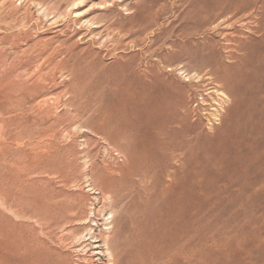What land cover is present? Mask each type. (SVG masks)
Segmentation results:
<instances>
[{"label": "rangeland", "instance_id": "obj_1", "mask_svg": "<svg viewBox=\"0 0 264 264\" xmlns=\"http://www.w3.org/2000/svg\"><path fill=\"white\" fill-rule=\"evenodd\" d=\"M230 2L0 0L3 264H261L264 0ZM233 91L240 148L208 128Z\"/></svg>", "mask_w": 264, "mask_h": 264}, {"label": "bare ground", "instance_id": "obj_2", "mask_svg": "<svg viewBox=\"0 0 264 264\" xmlns=\"http://www.w3.org/2000/svg\"><path fill=\"white\" fill-rule=\"evenodd\" d=\"M227 1H228V0H227ZM229 1H230V0H229ZM223 2H225V1H223ZM231 2H232V0H231ZM231 2H230V4H231ZM220 3H221V0H220ZM221 4H222V3H221ZM221 4H220V5H221ZM232 4H233V3H232ZM232 4H231V6H232ZM235 4H236V3H235ZM220 5L217 4L216 7H217V6L219 7ZM223 5H224V4H223ZM233 5H234V4H233ZM221 6H222V5H221ZM234 6H235V5H234ZM216 7L214 8L215 10H216ZM229 7H230V6H229ZM232 7H233V6H232ZM219 9H220V8H219ZM221 10H222V9H221ZM221 10H220V14H219L218 19H219V18L222 19V17H223V18H224V17H225V18H226V17H227V18L229 17V18L233 19V18L236 16V15H235V12H236V9H235V8L230 9V8L226 7V8H223L222 11H221ZM263 11H264V10H263ZM217 12H218V11H217ZM210 14H211V13H210ZM213 14H215V12H214ZM217 14H218V13H216V15H217ZM216 15H214V16L216 17ZM211 17H212V18H211ZM211 17H210V19H211L210 21L212 22V21H213V18L215 19V17H213V16H211ZM235 18H236V17H235ZM231 19H230V20H231ZM226 20H227V19H226ZM238 20H239V19H238ZM210 21H209V22H210ZM219 21H220V20H219ZM223 21H224V20H223ZM220 22H221V21H220ZM212 23H213V22H212ZM231 23H232V22H231ZM231 23H228V24H231ZM225 25H226V24H225ZM233 25H234V24H233ZM258 27H259V26H258ZM253 31H254V30H253ZM232 35H234V34H232ZM235 35H237V34H235ZM224 38H225V37H224ZM237 38H238V37L235 38V39H236V42H238V41H237ZM227 39H228V38L226 37L225 40L227 41ZM238 39H239V38H238ZM228 40L231 41L230 39H228ZM231 42H232V41H231ZM229 43H230V42H229ZM229 43H228V44H229ZM232 43H233V42H232ZM232 43H231V44H232ZM239 43H241V41H239ZM239 43H238V44H239ZM228 44H227L226 47L229 46ZM231 44H230V46H231ZM235 45L238 46L237 43H235ZM230 46H229V47H230ZM232 46H234V44H232ZM236 46H234V47H236ZM239 46H240V45H239ZM229 47H228V48H229ZM240 47H241V46H240ZM232 48H233V47H232ZM234 49H235V48H234ZM236 49H237V47H236ZM239 49H240V48H239ZM228 50H229V49H228ZM230 50H232V49H230ZM238 51H239V50H238ZM238 51H237V52H238ZM229 52L232 53V51H229ZM235 55H236V54H235ZM235 55H231V56H235ZM231 56H230V55H229V56L227 55L228 58L233 59V57H231ZM238 58H239V57H238ZM238 58H237V59H238ZM234 59H235V57H234ZM233 63H234V62H233ZM224 72H225V71H224ZM222 74H223V73H222ZM227 74H228V73H227ZM227 74H226V75H227ZM229 74H230V73H229ZM229 74H228V75H229ZM228 75H227V76H228ZM225 77H226V76H224V78H225ZM217 78H218V77H217ZM220 79H221V78H220ZM221 80H222V79H221ZM229 80H230V79H229ZM230 81H232V79H231ZM235 83H236V82H235ZM238 84H239V83H238ZM227 85H228V84H227ZM231 85H232V82H231ZM232 86H234V84H233ZM247 86H249V84H248ZM227 87H229V86H227ZM235 87H236V86H235ZM237 87H238V86H237ZM165 89H166V88H165ZM223 89H224V88H223ZM226 89H227V88H226ZM234 89H235V88L233 87V90H234ZM255 89H256V87H255ZM229 90H230V88H229ZM229 90H228V91H229ZM235 90H236V89H235ZM228 91H227V92H228ZM237 91H238V90H237ZM163 92H164V91H162L161 94H162ZM229 92H230V91H229ZM155 93H157V92H155ZM225 93H226V92H225ZM232 93H234V95H232V99L234 100V103L232 104L231 109H230V108H229V109H230L231 112H232V113H231L232 116L234 115V116H233L234 119L231 120V122L229 123L230 127H229V125H228V127H227V125H226V126H223V123L221 124L220 127H218V126L215 127L214 122L218 119V118H216V117L219 116V113H218V114H214V113H213L212 116H213L214 119H213L212 122L210 123V126L207 125V124H205V125H207V127L209 126V127H208V128H209V131L212 130L213 128H217V130H218V135H217V136H218V139H217L216 141H217L218 143L228 144L229 142H231V143H232V142H235V143L237 144V147H239L238 145H242V144L244 143V141H243V140H245L244 138H245V137H248V136L250 135V133H251V129H250V128H251V127H250V128H247L248 126H247V127L244 126V124L246 123V122L244 123V121H245L244 119H245L246 117L244 118V117L240 116V114H239V115L237 114V113L239 112V110L242 108V105H243V103H242L240 100H238V97H239V95H240L241 93H240V94H237V92L235 93V91H233ZM222 94H224V93H222ZM255 94H256V93H255ZM157 95H158V94H157ZM157 95H156L155 98L159 97V96H157ZM166 95H169V94L165 93V97H164V98H166ZM170 95L172 96V94H170ZM226 95H227V94H226ZM229 95H230V94H229ZM243 95H244V94H243ZM256 95H257V94H256ZM161 96L163 97L164 95H161ZM174 96H175V95H174ZM174 96H172V97L174 98ZM224 96H225V95H224ZM245 96H246V95H245ZM168 97H170V96H168ZM168 97H167V98H168ZM177 97H178V96H177ZM246 97H247V96H246ZM149 98H150V97H149ZM175 98H176V97H175ZM226 98H228V97H226ZM229 98H230V97H229ZM150 99H154V97H153V98L151 97ZM160 99H161V98H160ZM171 99H172V98H171ZM176 99H178V98H176ZM176 99H174L173 101L171 100V101L174 103V101H175ZM156 100H157V99H156ZM166 100H167V99H166ZM168 100H170V99L168 98ZM168 100H167V101H168ZM222 100H223V99H222ZM241 100H243V99H241ZM244 100H246V99H244ZM162 101H163V100H162ZM164 101H165V99H164ZM164 101L161 102V103H164ZM201 101H202V105H205V103H206V99L204 98V99H202ZM153 102H155V101L153 100ZM157 102H158V104H159V100H158ZM219 102H220V101H219ZM246 102H247V101H246ZM252 102H253V100H252ZM148 103H149V102H148ZM155 103H156V102H155ZM161 103H160V104H161ZM168 103H169V102H168ZM168 103H166V105H167ZM222 103H223V101H222ZM149 104H150V103H149ZM149 104H147V105H149ZM158 104H157L156 106H158ZM160 104H159V110H160V107L162 106V105L160 106ZM164 104H165V103H164ZM178 104H179V103H178ZM219 104H221V103H219ZM248 104H250V102H248ZM251 104H252V103H251ZM251 104H250V105H251ZM253 104H254V102H253ZM150 105H151V104H150ZM152 105H153V104H152ZM154 105H155V104H154ZM170 105H171V104H170ZM174 105L176 106L177 104L174 103ZM174 105H173V107H174ZM244 105H245V104H244ZM156 106H154V107H156ZM163 106H164V108H165V105H163ZM163 106H162V107H163ZM167 106H168V105H167ZM248 106H249V105H248ZM144 107H145V106H144ZM154 107H152V108H154ZM162 107H161V108H162ZM171 107H172V105H171ZM262 107H263V106H262ZM164 108H163V109H164ZM157 109H158V108H157ZM165 109L167 110L168 108H165ZM172 109L174 110V108H172ZM248 109H250V108H248ZM254 109H255V108H254ZM173 110H171V111H173ZM263 110H264V109H263ZM152 111L156 113V110H155V109L152 110ZM157 111H158V110H157ZM162 111H163V110H162ZM164 111H165V110H164ZM167 111H168V110H167ZM217 111H218V110H217ZM245 111H247V110H245ZM143 112H144V111H143ZM146 112H148V111L146 110ZM258 112H259V111H258ZM150 113H151V111H150ZM150 113L148 112L147 114H150ZM158 113H159V112H158ZM216 113H217V112H216ZM239 113H240V112H239ZM144 114H145V113H144ZM147 114H145V115H147ZM152 114H153V113H152ZM247 114H248V113H247ZM247 114H246V115H247ZM145 115H144V117H145ZM161 115H163V114H161ZM161 115H158V116H161ZM168 115H169V114H168ZM168 115H167V116H168ZM257 115H259V114H257ZM155 116H156V115H155ZM182 116H183V115H182ZM188 116H189V115H188ZM162 117H163V116H162ZM184 117H185V116H184ZM247 117H248V116H247ZM171 118H173V116H172ZM181 118H182V117H181ZM192 118H193V117H192ZM197 118H198L197 121H196L195 123L192 124V128H193L195 131H198V135H201L200 133L203 134L202 129H200V128H201V117H200V116H199V117L197 116ZM228 118H229V117H228ZM144 119H145V118H144ZM168 119H169V118H168ZM206 119H207V118H206ZM219 119H220V118H219ZM251 119H252V118H251ZM156 120H157V119H156ZM156 120H155V122H156ZM160 120H161V117H160ZM191 120H192V119H191ZM222 120H223V119H222ZM226 120H227V119H226ZM226 120H225V121H226ZM248 120H250V118H249ZM147 121H149V120H147ZM167 121H168V120H167ZM210 121H211V120L209 119L208 122H210ZM218 121H219V120H218ZM246 121H247V120H246ZM255 121H256V120H255ZM145 122H146V120H145ZM159 122H160V121H159ZM202 122H203V121H202ZM247 122H249V121H247ZM148 123H149V122H148ZM153 123H154V122H153ZM254 123H255V122H254ZM156 124H157V122H156ZM226 124H228V122H227ZM246 124H247V123H246ZM126 125H127V124H126ZM144 125H145V124H144ZM132 126H135V125H132ZM130 127H131V125H130ZM123 128H124V127H123ZM131 128H132V127H131ZM261 128H262V127H260V129H261ZM253 129H254V128H253ZM257 130H259V129L257 128ZM135 132H136V131H135ZM193 132H194V131H193ZM226 132H227V133H226ZM210 133H211V132H210ZM191 134H192V133H191ZM204 134H206V133L204 132ZM229 134H231L232 137H233V135H234V137H233V138H228V135H229ZM212 136H213V135H212ZM257 136H258V134H257ZM257 136H255V137L258 138L260 135H259L258 137H257ZM162 137H163V136H162ZM208 138H209V135L207 134V136H206L205 139L207 140ZM212 138H213V137H212ZM256 138H255V139H256ZM253 139H254V136H253ZM258 139H260V137H259ZM258 139H256V140H258ZM208 140H210V139H208ZM211 140H212V139H211ZM213 140H214V139H213ZM214 142H215V141H214ZM252 142H253V141H252ZM203 143H204V144H207V142H203ZM245 143H247V142H245ZM179 144H180V143H179ZM184 144H188V141H187V143H184ZM232 144H233V143H232ZM248 144H249V142H248ZM233 145H234V144H233ZM233 145H232V146H233ZM251 145H252V144H250V146H251ZM254 145H256V144H254ZM254 145L251 146V147H248L247 144H245V146H246L247 148H253L254 151L257 152L256 149L254 148V147H256L257 145H256V146H254ZM260 145H261V144H259V146H260ZM180 146H181V144H180ZM229 146H230V145H229ZM229 146H228V147H229ZM232 146H231V149H232ZM234 146H235V145H234ZM259 146H258V147H259ZM261 146H263V144H262ZM225 147H226V146H225ZM170 148H171V147H170ZM220 148H221V146H220ZM239 148H240V147H239ZM236 149H238V148H236ZM242 149H243V148H242ZM170 150H173V149H170ZM240 150H241V149H240ZM249 150H250V149H249ZM188 151H190V149H189ZM230 151H231V150H230ZM234 151H235V153H236L235 148H234ZM252 151H253V150H252ZM252 151H250V152H252ZM222 152H223V150H222ZM247 152H248V151H247ZM250 152H249V153H250ZM255 152H253L254 155H253V153H252V155L255 156V157H257V156H258V153H255ZM259 152H260V151H259ZM261 152H264V151L262 150ZM261 152L259 153V157H258V159L260 158V154L263 155V153H261ZM229 153H230V152H229ZM171 154H173V153L171 152ZM255 154H256L257 156H256ZM174 155H175V154H174ZM179 155H181L180 152H179ZM179 155H178V156H179ZM193 155H194V154H193ZM245 155H246V154H245ZM249 155H251V153H250ZM239 156H240V155H239ZM247 156H248V155H247ZM187 157H188V155H187ZM192 157H193V156H192ZM237 157H238V156H237ZM255 157H254V158H255ZM177 158H178V157H176V159H177ZM193 158H194V157H193ZM240 158H242V157L240 156ZM246 158H247V157H246ZM235 159H236V158H235ZM256 159H257V158H256ZM149 160H150V159H149ZM179 160L181 161V159H179ZM188 160H189V159H188ZM222 160H223V159H222ZM145 161H146V160H145ZM236 161H237V160H236ZM241 161H242V159H241ZM176 162H177V161H176ZM178 162H179V161H178ZM220 162H221V161H220ZM242 162H243V161H242ZM242 162H241L240 164L243 165ZM245 162H246V161H245ZM188 163H189V162H188ZM238 163H239V162H238ZM250 163H251V162L246 163V164H250ZM146 164H149V163L146 162ZM194 164H195V163H194ZM234 164H235V163H234ZM240 164H239V165H240ZM251 164H253V163H251ZM251 164H250V165H251ZM239 165L237 164V165H236V168H237V166L239 167ZM242 165H241V166H242ZM172 166H173V165H172ZM177 166H178V165H177ZM180 166H181V163H180ZM203 166H204V165H203ZM225 166H226V165H225ZM244 166H245V165H244ZM175 167H176V166H175ZM192 167H193V166H192ZM204 167H205V166H204ZM184 168H185V167H184ZM193 168H194V167H193ZM225 168L227 169V167H225ZM228 168H229V167H228ZM241 168H242V167H241ZM243 168L245 169V167H243ZM249 168H250V167H249ZM151 169H152V168H151ZM155 169H156V168H155ZM162 169L164 170V168H162ZM173 169H175V168H173ZM173 169H172V170H173ZM239 169H240V168H239ZM244 169H243V171H244ZM177 170H179V169H177ZM183 170H184V169H183ZM194 170H195V169H194ZM196 170H197V169H196ZM219 170H220V169H219ZM240 170H242V169H240ZM240 170H239V171H240ZM247 170H248V169H247ZM247 170H245V172H246ZM153 171H154V170H153ZM155 171H156V170H155ZM173 171H174V170H173ZM179 171H180V170H179ZM199 171H200V169H199ZM257 171L259 172V170H257ZM260 171H261V170H260ZM231 172H232V171H231ZM245 172H244V173H245ZM250 172H252V171L250 170ZM250 172H249V173H250ZM128 173H129V172H128ZM181 173H182V172H181ZM219 173H220V171H219ZM227 173H229V172L227 171ZM239 173H242V175L245 176V174H244L243 172H239ZM247 173H248V172H247ZM166 174H167V172H166ZM171 174H172V173H171ZM185 174H186V173H185ZM203 174H204V173H203ZM251 174H252V173H251ZM251 174H250V175H251ZM143 175H145V174H143ZM143 175H141V176H143ZM146 175H147V174H146ZM173 175H174V174H173ZM179 175H180V174H179ZM183 175H184V174H183ZM232 175L234 176V174H232ZM170 176H171V175H170ZM220 176H221V175H220ZM248 176H249V174H248ZM251 176H252V175H251ZM254 176H255V175H254ZM218 177H219V176H218ZM242 177H243V176H241V179H242ZM245 177H246V176H245ZM143 178L145 179V176H144ZM212 178H213V177H212ZM232 178H234V177H232ZM263 178H264V177H262L261 179H263ZM13 179H14V178H13ZM241 179H240V180H241ZM246 179H249L248 181L250 182V177H247ZM170 180H171V179H170ZM197 180H198V178H197ZM215 180H216V179H215ZM232 180H233V179H232ZM140 181H141V180H140ZM237 181H238V180H237ZM241 181H242V180H241ZM245 181H247V180H245ZM259 181H261V180H258V182H257L258 184H259ZM262 181H263V180H262ZM12 182H14V181H12ZM251 182H252V180H251ZM251 182H250V183H251ZM140 183H141V182H140ZM218 183H219V182H218ZM237 183H238V182H237ZM257 183H256L255 185H256V187H257V186L259 187V185H257ZM9 184H11V183H9ZM15 184H16V183H15ZM141 184H142V183H141ZM241 184H242V183H241ZM253 184H254V182H253ZM253 184H252V185H253ZM260 184H261V183H260ZM263 184H264V183H262L261 185H263ZM16 185H17V184H16ZM223 185H224V184H223ZM244 185H245V184H243V187H245ZM261 185H260V186H261ZM238 186H239V185H237L236 188H237ZM241 186H242V185H241ZM11 187H12V186H10L9 189H11ZM16 187H17V186H16ZM190 187H191V186H190ZM219 187H220V186H219ZM222 187H223V186H222ZM226 187H227V186H226ZM251 187H252V186H251ZM256 187H254V188H256ZM263 187H264V186H263ZM5 188H6V186H5ZM5 188H4V189H5ZM12 188H13V187H12ZM240 188H241V187H240ZM13 189H14V188H13ZM15 189H16V188H15ZM228 189H229V187H228ZM247 189H248V187H247ZM260 189H261V188H260ZM260 189H259V190H260ZM262 189H263V188H262ZM262 189H261V191H262ZM238 190H239V188H238ZM254 190H255V189H254ZM254 190L251 189L250 192H249V194H250L252 191H254ZM257 190H258V188H257ZM259 190L256 191V192H258V195H259ZM0 191H1V190H0ZM16 191H17V190H16ZM244 191H246V190H244ZM263 191H264V190H263ZM256 192H255V193H256ZM234 193H236V192L234 191ZM255 193L252 192V194H255ZM238 194H239V193H238ZM256 194H257V193H256ZM256 194H255V196L252 195L253 198L256 197ZM223 195H224V194H223ZM239 195H241V194H239ZM211 196H212V195H211ZM241 196H242V195H241ZM229 197H231V196H229ZM232 197H233V196H232ZM234 197H235V195H234ZM249 198H250V197H249ZM253 198H252V199H253ZM214 199H215V198H214ZM214 199H213V200H214ZM236 200H237V199H236ZM233 204H234V203H233ZM8 205H9L11 208L14 206L13 203H12V201H11V203H9ZM241 205H242V203H241ZM231 206H232V205H231ZM14 208H15V207H14ZM14 208H13V210H15ZM61 211H62V208H60V206H59V208H58V212H61ZM15 212H16V211H15ZM261 219H262V217H261ZM49 221H50V220H49ZM0 225H1V223H0ZM48 228H49V227H48ZM2 231H3V230H2ZM2 231H1V232H2ZM1 232H0V234H3V233H1ZM3 232H4V231H3ZM5 232H6V231H5ZM7 232H8V231H7ZM10 233H11V232H10ZM6 234H7V233H6ZM1 237H3V235H2ZM4 237H5V236H4ZM157 237H158V236H157ZM6 238H7V237H6ZM4 239H5V238H4ZM8 240H9V239H8ZM156 241H157V240H156ZM12 242H13V240H12ZM104 242H107V241H104ZM2 243L4 244V242H2ZM2 243H1V244H2ZM107 244H108V243L105 244L106 247H107ZM254 244H255V243H254ZM256 244H257V243H256ZM13 245H14V244H13ZM35 245H36V244H35ZM3 246H4V245H3ZM3 246H2V247H3ZM246 246H247V245H246ZM4 247H5V246H4ZM11 247H12V246H11ZM247 247H249V246H247ZM11 249H12V248H11ZM9 250H10V247H9ZM172 250H173V249H172ZM252 250H253V249H252ZM258 250L261 251V253L264 255V241H263V243H260V245L257 246V251H258ZM107 251H108L109 255L112 256V253L109 251V248H108V247H107ZM259 251H258V252H259ZM255 252H256V251H255ZM11 253H13V249H12V252H11ZM48 254H49V253H48ZM140 254H143V253H140ZM262 254H261V255H262ZM144 255H146V254H144ZM258 255H259V253H258ZM51 256H52V255H50L49 258H47L48 264H61V262H60V261H61V256H60V255L55 256V257H52V258H51ZM259 256H260V255H259ZM0 257H1V256H0ZM6 257H7V256H6ZM39 257H40V253H38V249H37V250H36V254H35V258H36V259H39ZM6 259H7V258H6ZM49 259H50V260H49ZM155 259H156V258H155ZM234 259H235V258H234ZM254 259H255V258H254ZM157 260H158V258H157ZM168 260H169V259H168ZM170 260H171V259H170ZM4 261H5V260H4V257L2 256L1 259H0V264H3ZM47 261L42 262V264H47ZM145 261H146V260H145ZM145 261H144V262H145ZM234 261H236V260H234ZM159 262H161V263L163 264L162 261H159ZM36 263H37V262H36ZM38 263H40V262H38ZM38 263H37V264H38ZM131 263H132V262H131ZM138 263H139V262H138ZM140 263L142 264V263H143V260H142V262H140ZM150 263H151V262H150ZM156 263L158 264V262H156ZM156 263H155V264H156ZM236 263H237V262H236ZM260 263H261V264H264V258L262 259V261H261ZM10 264H11V263H10ZM147 264H148V263H147ZM172 264H173V263H172Z\"/></svg>", "mask_w": 264, "mask_h": 264}]
</instances>
